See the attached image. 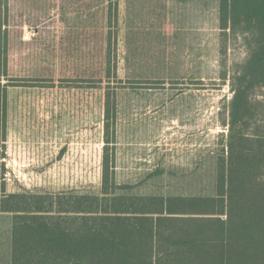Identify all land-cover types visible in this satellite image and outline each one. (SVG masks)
<instances>
[{
    "label": "trees",
    "instance_id": "16d2710c",
    "mask_svg": "<svg viewBox=\"0 0 264 264\" xmlns=\"http://www.w3.org/2000/svg\"><path fill=\"white\" fill-rule=\"evenodd\" d=\"M0 264H264V0H0Z\"/></svg>",
    "mask_w": 264,
    "mask_h": 264
},
{
    "label": "rangeland",
    "instance_id": "374dc122",
    "mask_svg": "<svg viewBox=\"0 0 264 264\" xmlns=\"http://www.w3.org/2000/svg\"><path fill=\"white\" fill-rule=\"evenodd\" d=\"M223 45L219 44L213 62L208 63L213 70H207L210 81L207 83L205 92L199 95L190 105L185 106L181 115L164 124L163 136H181L192 127H200L204 120L215 125L216 129L214 131H223V126L219 123L225 117L224 103L230 97L231 92L229 83L222 88H218V85L224 74L226 73V76L230 75L233 64L240 61L246 53L242 37L239 35L231 36L226 41L225 52L220 51ZM212 116L214 117L213 121ZM14 165V172L18 176L23 175L18 168V163L14 162ZM201 179V173H195L190 178L191 181H200Z\"/></svg>",
    "mask_w": 264,
    "mask_h": 264
},
{
    "label": "built area",
    "instance_id": "2783aa9c",
    "mask_svg": "<svg viewBox=\"0 0 264 264\" xmlns=\"http://www.w3.org/2000/svg\"><path fill=\"white\" fill-rule=\"evenodd\" d=\"M13 162H16V161H13ZM19 176H21L24 180H27L28 179V176L25 173H23V175H19Z\"/></svg>",
    "mask_w": 264,
    "mask_h": 264
}]
</instances>
